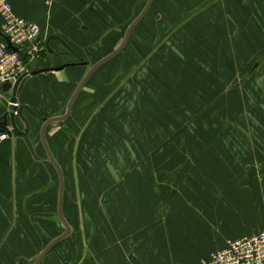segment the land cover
Returning a JSON list of instances; mask_svg holds the SVG:
<instances>
[{
    "label": "crops",
    "instance_id": "obj_1",
    "mask_svg": "<svg viewBox=\"0 0 264 264\" xmlns=\"http://www.w3.org/2000/svg\"><path fill=\"white\" fill-rule=\"evenodd\" d=\"M6 1L16 16L40 30L44 55L29 64V72L70 64L27 76L18 87V105L50 119L65 113L66 100L90 68L78 63H89L96 50H116L148 0ZM139 29L151 31L152 48L164 37L167 45L172 33L185 43L190 54L178 47L184 77L178 80L177 99L191 97L193 105L169 110L166 101L154 106L148 84L162 79L160 68L148 66L145 91L141 81L129 84L134 106L101 111L98 90L115 89L121 78L106 85L103 72L91 76L69 118L46 131L55 161L70 154L80 172L71 191L63 175L62 212L70 235L40 264H200L228 242L264 231V0H153L130 38ZM254 54L259 55L255 62ZM169 65L174 66L161 68ZM190 82L195 84L191 94L185 90ZM89 84L97 90L87 89ZM10 96L0 88V117L8 111ZM141 97L143 109L135 101ZM128 114L133 119L127 122L114 116ZM153 114L161 120L158 127ZM169 114L179 122L163 121ZM24 116L29 132L20 134L25 127L15 118L17 131L0 142V264L26 258L20 252L24 236L30 240L27 231L32 229L40 242L41 232L49 235L42 228L52 226L56 233L60 223L58 176L41 144L42 123ZM147 120L150 125L142 128L140 122ZM158 131L165 150L154 157L150 148L156 147ZM142 134L147 148L138 156L132 146ZM97 162L103 170L87 169Z\"/></svg>",
    "mask_w": 264,
    "mask_h": 264
},
{
    "label": "rangeland",
    "instance_id": "obj_2",
    "mask_svg": "<svg viewBox=\"0 0 264 264\" xmlns=\"http://www.w3.org/2000/svg\"><path fill=\"white\" fill-rule=\"evenodd\" d=\"M147 21L151 22L152 25L153 20L151 21V19H147ZM149 26V24L147 25ZM154 26V25H153ZM151 32V31H150ZM150 32L147 30L146 33L142 32L140 29L137 30L134 35H133V39L130 38V41L128 42L127 46L125 47V49L117 56L115 57V59H112L111 61H109L108 63H106L104 66H102L101 68H99L97 71L98 72H103L105 74V76H108V78H106V85L109 84L110 81H112L114 78H121V84L117 85V87L114 89H107V86L102 89V90H98L99 91V95L102 96V103H101V111H104V109H107L108 107H113V106H129V103L131 101H134V99L132 98V96H130L131 99H128L129 94L128 92H130L129 90V84H132L131 86L133 87V82L135 81H141L142 83V87L141 89L143 91H145L146 86L143 83V78L146 77V75L150 72L148 66H151L153 71L159 69L158 71V75L159 78L162 79L161 83L160 82H149L148 84V91L149 94L152 95L153 97V105L154 106H160L161 103H166V101H168V105H169V110L173 109L172 107H180V106H185V105H193L192 104V99L191 97L189 99L185 98V100H178L177 99V94L182 92V88L180 87V83H178V80L180 79V77L183 74L184 77V73L182 71V66H178L181 64V61H183L182 59V51H180L178 49L181 48L182 50H184V52L186 54H190V52L185 48L186 45L185 43L181 40L180 37H178L175 33H172L171 35L167 36L170 40L169 42H166V44H164V38H160L161 40L157 41L156 45L155 42L153 44V48L151 46L150 42V37L151 34ZM155 36H153L154 38ZM160 37V35L158 36ZM135 38V39H134ZM157 38V37H156ZM153 40V39H152ZM166 40V39H165ZM154 41V40H153ZM155 45V46H154ZM166 46V48H164ZM44 50L41 49L39 52V55L36 57H42L44 54ZM110 51L108 50H96L93 52V54H98L95 58H92L90 56V61H89V65H93L95 64L102 56L105 55H109ZM162 54V55H161ZM260 54V53H258ZM259 56V55H258ZM258 56L256 54H254L252 61L255 62L258 58ZM154 58L158 59L155 60ZM152 60H155L152 62ZM137 62L135 65L134 63ZM166 63H170L173 64L174 66H170V69H168L167 67H165L164 69L161 68L163 67ZM253 64V63H252ZM134 65V66H133ZM177 66V67H176ZM251 67V65H250ZM249 67V68H250ZM27 72H29L27 70ZM149 75V74H148ZM194 82H190L189 84L186 83V88L185 90H189L188 93L191 94L190 92L192 91V88L194 87L195 84H193ZM96 85V84H95ZM95 85L93 87H91V84H89L87 86V89L89 90H97L95 87ZM120 96V97H119ZM105 98V99H104ZM68 99L65 102V105L62 109L63 112H65L66 109V105L68 103ZM138 103H141V106H139V108L143 109L144 104H145V99L144 97H141V99H136L135 100ZM159 103V105H156V103ZM132 106H134V102L130 103ZM104 117L105 120H107V122H111L112 123H116L115 121H109L108 120V115L107 114H101V115H97L95 117ZM116 118L115 119H119L121 118L122 120L126 119L124 122H127V120L129 121V119H133L131 115H114ZM140 117V116H139ZM150 116H147V118H149ZM167 118L163 119V121H165L166 123H177L179 122L178 116L175 115H167ZM189 119L191 120V116H188ZM138 118V117H137ZM33 119V118H32ZM157 116L153 114V126L154 127H158V125L161 123V120L158 119V121H156ZM102 120V119H101ZM137 121V119H134ZM91 121V119H90ZM139 121V118H138ZM137 121V122H138ZM93 122V120H92ZM151 121L147 120V123H143L142 121L140 122V126L142 128L148 127L150 125ZM116 125V124H115ZM57 126V125H55ZM59 126V125H58ZM138 126V125H137ZM13 129L10 128L8 130V134H10V132L13 133ZM160 131V129H159ZM154 132V135L157 136L156 139V147L154 148H150L152 151L149 152V154L151 153L154 157L157 155H161L162 151L165 149L161 148V143H160V137H161V131L160 132ZM171 134H173V132H168ZM172 136V135H171ZM121 144H123L126 140V136L124 134V132L122 131V136H121ZM144 136L142 134V136L140 138H137L136 140V146H132V148L135 150L136 155H140L143 154V156L145 155V147L144 144L145 142L143 141ZM135 141V140H133ZM67 142V141H66ZM134 144V142H133ZM64 146V145H63ZM147 148V147H146ZM63 149V147H62ZM124 149V147H123ZM126 149V148H125ZM127 150V149H126ZM150 154V155H151ZM169 155V153H168ZM108 158L111 159L112 156L108 155ZM58 165L60 166L64 177L66 176V181H68L67 183V187L70 188V191L72 190L73 187H76V185L79 184V179L76 178V172H80L77 166V163H75L74 159L70 157V154L68 157H61L58 156ZM141 166H144L145 163H139ZM138 164V165H139ZM155 164L157 166H155ZM154 165V169H157V167L160 165V163H155ZM103 164H101V162H97L94 163L93 167H91V164H87V169L89 171L94 170H98L101 171L103 170ZM123 164L121 163V166ZM123 168V166H122ZM143 168V167H142ZM117 169V168H116ZM58 182V181H57ZM77 198L76 195H74V198ZM69 196H67V200H68ZM73 199V196H72ZM75 201V200H74ZM54 202V201H53ZM42 229H46L49 233V235L47 234H43L41 232L40 234V242H37V236H32V229L30 230V232L27 231L28 237L30 238L29 242H27V237L24 236V240H26V243H24L22 246H24V249L22 250V252H20V255H25L26 258H16L12 261L14 262H18V264H33L35 262V260L37 259L38 255L43 251V249L54 239H56V237H59L60 235L63 234V228L60 225L59 222H57V230L56 233L52 230V226H47L45 228ZM35 239V241H34ZM20 245V244H19ZM20 250V247H19Z\"/></svg>",
    "mask_w": 264,
    "mask_h": 264
},
{
    "label": "built area",
    "instance_id": "obj_3",
    "mask_svg": "<svg viewBox=\"0 0 264 264\" xmlns=\"http://www.w3.org/2000/svg\"><path fill=\"white\" fill-rule=\"evenodd\" d=\"M50 5L54 0H45ZM2 19L0 43V88L14 84L27 72L29 64L41 50L40 30L16 16L6 0H0ZM8 43L17 52L9 49ZM10 129V128H9ZM8 130L0 133V142L8 138ZM200 264H264V231L237 241H230L222 250L212 252Z\"/></svg>",
    "mask_w": 264,
    "mask_h": 264
},
{
    "label": "water",
    "instance_id": "obj_4",
    "mask_svg": "<svg viewBox=\"0 0 264 264\" xmlns=\"http://www.w3.org/2000/svg\"><path fill=\"white\" fill-rule=\"evenodd\" d=\"M152 3H153V0L147 1L142 12L137 16V18H135V20L127 28L125 35H124V38H123L121 44L118 46V48L116 50H114L112 53H110L109 55L105 56L103 59L99 60L97 63H95L94 65H92L89 68L88 72L86 73L84 78L81 80V82L79 83L78 87L76 88L74 94L70 98V100L66 106L65 113L62 116L54 117V118H50V119H45L44 117H42L38 113H36L34 110H32L29 106L18 105L16 95H17V90H18L20 83L27 76L36 75V74L43 73V72L59 71V70L64 69L65 67L70 66V64H64V65L60 66L59 68H44V69H40V70L26 72V73L22 74L16 80V82L14 84L11 85V84L7 83L1 87V91L4 94H7L10 92L11 96H10V99L8 101V111L5 112L0 117V133L6 132L9 129V127L12 128L13 130L17 131L16 126H15V118H18L25 127L24 132H19V133L26 135L30 130V125L24 116L25 113L29 114L32 117L39 120L42 123V127L40 130L41 144L45 150L48 161L50 162V164L52 165V167L54 168V170L56 171L57 176H58L59 192H58V202H57V217H58V220L60 221V223L64 229V233L61 236H59L58 238H56L55 240H53L52 242H50L44 248V250L39 254V256L37 257V259L35 260V262L33 264H40L41 261L43 260V258L46 256V254L54 246H56L57 244H59L60 242L65 240L70 235V228H69V226H68V224H67V222L63 216V212H62L63 192H64L63 174H62V170H61L60 166L55 161V159L52 156V153H51V151L47 145L46 131L50 126L65 122L69 118L72 107H73L78 95L80 94L81 90L84 88L85 84L87 83V81L91 78V76L99 68H101L103 65H105L106 63H108L109 61H111L112 59L117 57L125 49L127 43L129 42L131 33L133 32L134 28H136V26L143 20V18L147 14L148 10L150 9ZM8 47L11 51L17 52V50L15 48L11 47V45L9 43H8ZM46 47H47V50L51 53V51L49 50L48 44H46ZM79 63H80L79 65H87L88 64L87 62H83V61H80Z\"/></svg>",
    "mask_w": 264,
    "mask_h": 264
},
{
    "label": "flooded vegetation",
    "instance_id": "obj_5",
    "mask_svg": "<svg viewBox=\"0 0 264 264\" xmlns=\"http://www.w3.org/2000/svg\"><path fill=\"white\" fill-rule=\"evenodd\" d=\"M125 35V34H124ZM83 62H87V61H85V60H82ZM88 63V62H87ZM78 64H80V63H78ZM89 65V63L87 64V65H85V66H88ZM92 66V65H91ZM91 66H89V67H91Z\"/></svg>",
    "mask_w": 264,
    "mask_h": 264
}]
</instances>
